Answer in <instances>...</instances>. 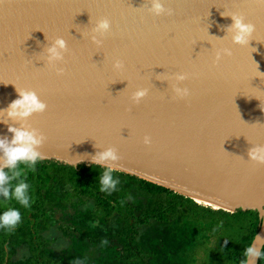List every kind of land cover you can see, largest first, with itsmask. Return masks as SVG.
Returning <instances> with one entry per match:
<instances>
[{
  "label": "water",
  "instance_id": "water-1",
  "mask_svg": "<svg viewBox=\"0 0 264 264\" xmlns=\"http://www.w3.org/2000/svg\"><path fill=\"white\" fill-rule=\"evenodd\" d=\"M143 3L0 0V108L16 98L15 85L36 91L46 108L26 122L45 136L44 159L91 164L93 153L113 146L114 170L221 208L256 210L261 222L252 243L262 251L264 164L248 160L247 149L264 143V75L258 73H264V5L167 0L172 14L155 16ZM222 12L255 25L248 45L213 38L232 22ZM100 18L109 19L110 29L97 48L88 35ZM56 36L68 47L60 76L38 58ZM212 43L231 47L232 55L213 65ZM114 58L124 61L122 71L112 68ZM177 71L188 74L182 82L188 97L171 93L167 80ZM137 87L149 91L133 103ZM5 135L12 134L0 123ZM259 260L248 257L247 264Z\"/></svg>",
  "mask_w": 264,
  "mask_h": 264
},
{
  "label": "trees",
  "instance_id": "trees-1",
  "mask_svg": "<svg viewBox=\"0 0 264 264\" xmlns=\"http://www.w3.org/2000/svg\"><path fill=\"white\" fill-rule=\"evenodd\" d=\"M103 168L43 159L34 169L25 170L23 178L30 185L29 207L0 197V211L16 207L21 213L15 228H0V264H86L84 254L90 248L100 254L95 264H146L148 259L150 264H243V251L260 227L256 210L213 209L118 170L113 171L119 178L116 189L101 192L98 180ZM88 202L92 206L82 208ZM179 208L181 218L171 222L168 215L178 213ZM68 210L73 212L79 238L65 254L56 257L47 249L48 241L41 232L57 222L56 212L63 215ZM136 210L143 211L142 219H133ZM149 218L162 221V227L154 229L144 242H137L135 225ZM38 223L41 227H36ZM178 227L180 232L176 233ZM113 240L121 251L111 244ZM21 245L28 246L30 256L13 259ZM198 248L197 257L191 252ZM259 264H264V255Z\"/></svg>",
  "mask_w": 264,
  "mask_h": 264
},
{
  "label": "clouds",
  "instance_id": "clouds-1",
  "mask_svg": "<svg viewBox=\"0 0 264 264\" xmlns=\"http://www.w3.org/2000/svg\"><path fill=\"white\" fill-rule=\"evenodd\" d=\"M166 2L167 0H144L140 8L155 16L161 14L171 15L173 10L166 7ZM257 3L264 5V0H257ZM221 16H230L232 22L229 25L221 26L225 33L222 37L213 38L216 40L230 39L232 44L248 45L255 25L251 22H246L242 15L235 12L228 15L222 12ZM109 29L110 21L108 18L97 19L91 28L88 39L94 46L101 48L103 45L102 37ZM212 48L214 49L212 52L213 65L217 64L222 57L232 55L231 47L223 45L214 47L212 43ZM67 51L66 40L62 36H56L42 48L38 58L42 59L48 67L60 76L65 72L64 60L65 52ZM112 68L115 71H122L124 69V61L120 58H114L112 60ZM258 73L260 74L259 76L264 75V73ZM186 79H188L186 72L177 71L172 74L170 80H167L174 97L185 98L190 95V89L182 83ZM15 91L17 92L16 98L11 100L5 108H0V123L7 124V131L12 134L11 138L6 135L0 136V197L5 202L10 199L15 200L18 204L27 208L31 202L30 185L23 178V174L25 170L34 169L37 162L45 158L40 151V146L45 141V136L38 129L27 124L26 118L33 113L43 112L46 104L39 98L36 91L31 88H18L15 85ZM148 91L147 87H137L131 92V100L133 103L138 102ZM261 109L264 110L262 107ZM9 120L15 123H8ZM259 124L264 125V123ZM150 142V137L145 135L143 143L147 145ZM247 157L250 161L264 164V143L251 144L247 149ZM118 160L119 156L113 146L104 147L92 154L90 162L93 165L101 166L107 161L113 162L104 167L99 175L98 182L101 192H111L116 189L119 178L114 177L113 171L117 168L114 162ZM20 221L21 213L18 208L5 207L3 211H0V228L11 230ZM243 255L246 258L243 264H247L248 257L255 260V258H260L264 253L252 243L244 249Z\"/></svg>",
  "mask_w": 264,
  "mask_h": 264
},
{
  "label": "rangeland",
  "instance_id": "rangeland-1",
  "mask_svg": "<svg viewBox=\"0 0 264 264\" xmlns=\"http://www.w3.org/2000/svg\"><path fill=\"white\" fill-rule=\"evenodd\" d=\"M92 203L88 202L86 205L82 206V208L91 207ZM133 219L134 220H140L143 218V211L136 210L133 211ZM182 216V208L178 209V213L176 214H170L168 215L169 220L171 222H174L177 219H180ZM57 222L54 223L48 230L41 232V236L48 241L47 249L52 250V254L57 256L63 255L66 253V251L70 248V246L73 243H76V241L79 238L78 233L75 230V224H74V218H73V212L72 210L66 211L65 214H61L60 212H56L55 218ZM115 218L112 220L113 227H116V224L113 223ZM140 222V221H138ZM162 221H159L157 219L149 218L145 222L137 223L135 225V240L137 242H144V239L151 236L154 229L157 227H162ZM36 227H41V225L35 224ZM175 228V227H174ZM180 232V228L178 227L177 232ZM112 245L116 246L117 250L119 249L121 251V246L117 242L113 240L111 243ZM190 253V252H188ZM191 253H196L197 257L200 255V250L193 249ZM195 255V256H196ZM30 252H28L27 246L24 245V247L19 249V253L17 256H14V259H20L23 257H29ZM100 254L98 251H96L95 248H90L85 252L84 259L86 260V264H95L96 260L99 258ZM52 264V263H48ZM146 264H150L149 259L146 261ZM206 264V263H205Z\"/></svg>",
  "mask_w": 264,
  "mask_h": 264
},
{
  "label": "bare ground",
  "instance_id": "bare-ground-1",
  "mask_svg": "<svg viewBox=\"0 0 264 264\" xmlns=\"http://www.w3.org/2000/svg\"><path fill=\"white\" fill-rule=\"evenodd\" d=\"M175 192H178V193H180V194H182L184 196H187V197H189L191 199H194L200 205L207 206V207H212L213 209H223V210H226V211L233 212V210L231 208H227L226 209V208H221V207L215 206L212 203H210V202H208V201H206V200H204V199H202V198H200V197H198V196H196L194 194H191L189 192H186L184 190L177 189Z\"/></svg>",
  "mask_w": 264,
  "mask_h": 264
},
{
  "label": "flooded vegetation",
  "instance_id": "flooded-vegetation-1",
  "mask_svg": "<svg viewBox=\"0 0 264 264\" xmlns=\"http://www.w3.org/2000/svg\"><path fill=\"white\" fill-rule=\"evenodd\" d=\"M26 246H27V245H26ZM21 247L23 248L24 245H21L20 247L17 248V251H16L15 255H13V259H14V256H17V254L19 253V249H20ZM27 249H28V252H29V248H28V246H27ZM23 258H24V257H23ZM16 259H17V258H16ZM20 259H21V258H20Z\"/></svg>",
  "mask_w": 264,
  "mask_h": 264
}]
</instances>
